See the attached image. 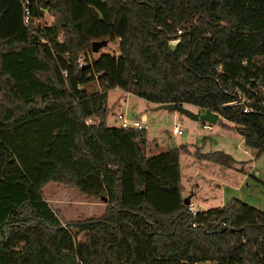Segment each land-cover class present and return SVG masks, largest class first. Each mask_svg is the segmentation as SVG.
Returning a JSON list of instances; mask_svg holds the SVG:
<instances>
[{
  "label": "trees",
  "instance_id": "trees-1",
  "mask_svg": "<svg viewBox=\"0 0 264 264\" xmlns=\"http://www.w3.org/2000/svg\"><path fill=\"white\" fill-rule=\"evenodd\" d=\"M103 38L117 53L90 58ZM263 85L264 0H0V264H264V208L184 204L180 153L232 167L229 154H147L146 128L107 123L118 87L218 113L257 157ZM239 91L252 111L229 104ZM50 183L101 197L103 213L64 221Z\"/></svg>",
  "mask_w": 264,
  "mask_h": 264
},
{
  "label": "rangeland",
  "instance_id": "rangeland-1",
  "mask_svg": "<svg viewBox=\"0 0 264 264\" xmlns=\"http://www.w3.org/2000/svg\"><path fill=\"white\" fill-rule=\"evenodd\" d=\"M52 16L47 12L39 19L40 24H49ZM106 43L99 47L97 52L90 51L88 56L96 58L103 53H117V39H108ZM176 40H172L174 44ZM98 88L96 82L88 85V90ZM128 91L118 87L108 91L107 106L109 113L107 123L112 126H119L116 115L124 114L129 119L141 120L143 117L146 121L147 137L150 144L146 146L145 151L148 154L158 153L168 147L186 144L193 152L199 147L201 152L222 151L229 154L235 161L232 167H224L210 161L199 160L190 153H180V175L181 184L183 185V195L191 197L194 201L197 197L205 196V188H198L197 185L204 186L207 183L204 178L205 166L210 164L211 171L215 173L214 177L225 179L226 183L232 181L239 185V190L234 197H240L244 202L262 210L264 208V152L256 157V151L248 148L241 136L233 128L234 124L225 120L221 116L215 124L209 123V128H203V121L193 120L183 115L177 110L157 108L158 105L148 102ZM184 107L192 112H199V108L184 104ZM179 122L183 130L182 135L173 136L171 128ZM247 150V153L244 150ZM242 172V173H241ZM245 172L246 180H244ZM242 178V180H241ZM241 180V181H240ZM211 182L212 188H218V181ZM42 195L45 200L60 213L61 219L66 220H83L90 217L100 216L105 209V201L101 197L87 195L74 189H67L61 185L50 183L42 189ZM198 197V199H199ZM198 210L203 206L199 202ZM212 205L210 208H213ZM200 264V263H197ZM203 264H215L206 262Z\"/></svg>",
  "mask_w": 264,
  "mask_h": 264
},
{
  "label": "crops",
  "instance_id": "crops-1",
  "mask_svg": "<svg viewBox=\"0 0 264 264\" xmlns=\"http://www.w3.org/2000/svg\"><path fill=\"white\" fill-rule=\"evenodd\" d=\"M115 88V87H114ZM128 93V92H127ZM148 141L149 138H148ZM188 148V147H187ZM188 150H190V148H188ZM205 166V176L204 178H206V185L204 186H200L197 185L198 188H205V196L204 197H197V200L195 199L194 201L191 199V197H186L189 200V203H191L194 208L197 210L199 205V202L202 204L203 209L202 210H206L209 209L212 205H215L213 207H220L222 206L228 199H230L231 197H234L235 193L239 190V185L234 184L232 181H229L230 183H226L225 179H221L218 177H214L215 173L213 171H211V167L210 164L204 165ZM242 173V172H241ZM243 179L246 180V174L245 172H243ZM241 178V180H242ZM240 180V181H241ZM209 181L212 182H216L218 181L217 186L218 188H212V184L211 182L209 183ZM184 196V195H183ZM185 197V196H184ZM240 200L243 201V199H241L240 197H236ZM247 203V202H246Z\"/></svg>",
  "mask_w": 264,
  "mask_h": 264
},
{
  "label": "built area",
  "instance_id": "built-area-1",
  "mask_svg": "<svg viewBox=\"0 0 264 264\" xmlns=\"http://www.w3.org/2000/svg\"><path fill=\"white\" fill-rule=\"evenodd\" d=\"M28 20V9H25V15H24V21L26 22ZM259 89V88H258ZM255 89L254 91H256ZM262 94H264V85L261 88ZM253 99L247 97L243 92L239 91L238 96L235 100L230 102V105H238L242 107L243 112H249L253 110V107L249 105ZM116 119L119 121L120 126L123 128H146V121L143 117L141 120L138 119H129L124 114H118L116 115ZM203 128H209V123L205 122V124L202 125ZM171 134L173 136L182 135L183 130L180 128L179 122H176L172 128H171ZM245 153H247V150H244ZM188 209L192 212V214L195 213L196 209L193 207L192 204L188 205Z\"/></svg>",
  "mask_w": 264,
  "mask_h": 264
},
{
  "label": "water",
  "instance_id": "water-1",
  "mask_svg": "<svg viewBox=\"0 0 264 264\" xmlns=\"http://www.w3.org/2000/svg\"><path fill=\"white\" fill-rule=\"evenodd\" d=\"M105 43H106L105 39L93 40L91 42V51L97 52L99 47H101ZM157 108L177 110L180 113H182L183 115L189 117L190 119L205 121V122H208L211 124H215L220 117V115L218 113H215V112L210 111V110H205L203 112H192L189 109H187L186 107H184L182 105H177L174 103L158 104ZM188 203H189V200L186 198L184 200V204H188Z\"/></svg>",
  "mask_w": 264,
  "mask_h": 264
}]
</instances>
